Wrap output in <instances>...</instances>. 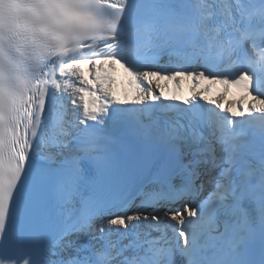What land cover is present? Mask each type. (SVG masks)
<instances>
[{
    "label": "snow or ice",
    "instance_id": "obj_1",
    "mask_svg": "<svg viewBox=\"0 0 264 264\" xmlns=\"http://www.w3.org/2000/svg\"><path fill=\"white\" fill-rule=\"evenodd\" d=\"M0 264H264V0H0Z\"/></svg>",
    "mask_w": 264,
    "mask_h": 264
},
{
    "label": "bare ground",
    "instance_id": "obj_2",
    "mask_svg": "<svg viewBox=\"0 0 264 264\" xmlns=\"http://www.w3.org/2000/svg\"><path fill=\"white\" fill-rule=\"evenodd\" d=\"M105 69H107V66H104ZM85 75H87V71H85ZM109 75L113 78V82L111 84L112 89L118 92L120 98H124L125 95L129 94L131 91V86L129 85V77L127 73L124 71V68L120 66V64H116L114 68L109 72ZM119 83V85H118ZM160 85L162 87V90H166L171 95V91L169 90V86L173 88V90L176 88L175 84L171 81H165L161 80ZM166 85V86H165ZM175 95V93H174Z\"/></svg>",
    "mask_w": 264,
    "mask_h": 264
}]
</instances>
